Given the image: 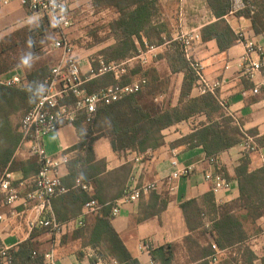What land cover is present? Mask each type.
I'll list each match as a JSON object with an SVG mask.
<instances>
[{
	"label": "trees",
	"instance_id": "1",
	"mask_svg": "<svg viewBox=\"0 0 264 264\" xmlns=\"http://www.w3.org/2000/svg\"><path fill=\"white\" fill-rule=\"evenodd\" d=\"M159 1L97 0L99 4L114 9L118 17L109 25L115 44L95 54L94 58L103 55L107 61L123 62L137 55L140 48H145V42L157 46L166 44L167 49L161 57L166 59L171 73L159 74L153 65L148 69L136 65L121 80L108 74L89 83V91L95 92L113 84H127L141 75L148 79L147 86L141 92L112 105L101 106L91 123H87L83 116L77 119L75 125L78 129L83 126L84 133H80L81 140L74 147L79 155L69 163V174L63 179L69 191L54 197L55 199L71 194L75 201L81 203L79 216L61 221L54 213L57 220L61 223H72L68 225V229H75L74 237L82 238L84 246L90 245L99 249L101 256L110 257L118 264H140V261L132 255L113 225V203L99 201L96 195L76 185V181L80 179L82 184L91 188L101 173L100 163L93 164L96 161L94 145L97 140L107 139L116 154L135 152L146 158L165 145L164 130L198 115H205L207 123L201 124L182 141L191 148L203 146L208 160L218 158L222 152L243 144L248 136H258L257 131H243L242 126L232 116L227 115V107L220 99L219 91L214 94L193 95L198 78L178 41L170 36L161 38L156 43L149 40L156 31L157 26L154 24L158 22L161 14ZM243 1L245 8L235 12L234 16L249 20L253 34L264 36V7L260 0ZM206 3L216 21L201 29L202 41H215L220 52H228L239 41L238 33L226 19L233 11V0H206ZM50 28L48 19L42 18L0 39V76L21 67L25 68L22 85L8 87L0 84V177L6 170H20L28 178L25 165L14 158L16 149L22 143V134L20 130L14 129L10 117L20 109L25 111L24 116L36 105L43 93L42 84L58 63L50 67L48 62L41 59ZM101 42L102 39L96 40V44ZM180 73L184 74L181 94L179 103L173 105L174 88L171 75ZM262 74L264 76V68ZM163 95L168 98L156 100ZM16 100L19 104H16ZM255 144L257 149L264 147V136L255 139ZM251 152L253 151L245 153L235 169L234 179L238 181L240 190L238 199L218 205L211 190L205 195L202 204L197 200L182 203L181 208L192 233L185 239L184 245L190 254L194 248L191 245L201 249L198 256L193 258L191 254L187 264H212L210 257L215 254L211 246L213 242L221 250L229 251V255L217 264H255L259 260L248 243L251 230L258 228V220L264 218V168L250 171ZM34 157L30 164L38 174L40 163L38 157ZM221 171L226 179L231 180L224 167ZM91 200L99 202L94 221L87 223L84 219L83 227H75L74 223L82 216L85 204ZM0 202L5 204L1 195ZM207 223H210L209 227L206 226ZM248 225L251 229L247 228ZM34 236L35 232L17 249H8L6 257L2 256L4 247L0 243V264L3 260L9 264H46L45 255H39L35 250L32 243ZM194 236L202 237L208 242L207 246L200 248ZM179 248L178 244L165 243L157 248L149 246V252L156 264H174ZM261 261L264 264V256Z\"/></svg>",
	"mask_w": 264,
	"mask_h": 264
},
{
	"label": "crops",
	"instance_id": "2",
	"mask_svg": "<svg viewBox=\"0 0 264 264\" xmlns=\"http://www.w3.org/2000/svg\"><path fill=\"white\" fill-rule=\"evenodd\" d=\"M159 5L161 14L158 22L154 24L157 28L149 39L153 43L166 36L175 38L179 34L189 33L193 30L201 31L204 26L216 21L206 0H160ZM39 18L41 17L30 13L18 1H14L6 7L0 6V39L14 32L15 29L34 24ZM226 19L237 33L243 32L250 38L264 42V36L253 34L249 20L238 19L234 14H230ZM113 44H115V40ZM166 49V45L160 46L153 63L159 74L171 73L166 59L161 57ZM244 54L245 47L241 43H237L228 52H220L215 41L203 42L196 51V57L205 66L206 77L212 81H224L219 92L220 99L226 104L227 115L232 116L242 126L243 131H257V138H261L264 136V98L262 93L253 94L255 84L241 72ZM24 71V67H21L0 76V78L11 79L16 75L24 77ZM171 76L172 86H174L173 105H177L184 74H172ZM261 76L258 77L259 80L263 78ZM193 95H198L195 89ZM164 96L166 97V95ZM16 104H19L18 100H16ZM24 112L23 109H20L10 117L16 131L19 130ZM203 123H207V117L198 115L164 130L165 145L150 153L146 158L138 156L135 152H128L124 155L116 154L105 138L95 142L96 161L93 164L100 163L102 169L91 185L89 193L96 195L99 201L108 204L115 203L122 196L126 187L132 183V180H136L139 184L156 183L157 185L156 190L143 195L138 202L123 206L120 213L113 218L116 231L132 255L140 261V264H152L153 259L147 248L149 246L157 248L165 243H174L180 245L179 250L182 253H187L189 250L184 245V241L192 233L188 228L181 205L191 200H197L202 204L205 195L211 191V184L205 181L204 173L212 170V167L206 159L203 146L191 148L182 140L190 136ZM83 130V126L78 129L75 124L66 125L59 132L48 135L44 140L47 153L55 157L62 153H70L72 161L75 160L79 152L74 147L80 142V133H84ZM248 137L253 138L254 142L257 139L252 136ZM174 149L179 151L178 159L182 166L194 167L190 177L174 181L169 179L174 171L171 164L172 150ZM245 153L243 144H239L219 155L218 160L221 166L231 177L229 181L232 183V189L215 195L218 205L240 197L238 181L234 179V176L235 169ZM249 156L251 172L264 168V147L251 152ZM137 157L140 158L139 161H136ZM14 158L23 163L28 170V178H25L20 170L11 172L13 186L19 195L24 197L32 189L30 178L36 175L35 169H32L30 164L35 159L30 152V145L21 143L15 151ZM68 174V167L64 168L62 178L65 179ZM165 204L166 206H164ZM35 205L36 203L23 205L21 202L15 208L18 215L13 216L11 207L0 202V214L8 218L6 222L0 224L2 247L17 249L35 232L32 243L36 252L39 255H46L54 250L55 264H94V250L96 249L90 245L84 246V240L74 237L75 229H68L66 223H64L66 224L65 230L59 235H54L38 224L32 227L31 224L39 219ZM80 205L81 203L74 200V196L68 194L55 198L52 210L61 221H65L80 215ZM43 216L47 217L48 214L44 213ZM94 218L95 214L84 217L87 223H92ZM263 223L264 218L259 219L258 228H261ZM258 241L256 254L260 260H257L255 264L261 261L260 253L264 254V238L260 237ZM207 243L204 240L202 246H207ZM1 264L9 263L3 260ZM46 264L52 263L46 260ZM174 264H178L177 261Z\"/></svg>",
	"mask_w": 264,
	"mask_h": 264
},
{
	"label": "built area",
	"instance_id": "3",
	"mask_svg": "<svg viewBox=\"0 0 264 264\" xmlns=\"http://www.w3.org/2000/svg\"><path fill=\"white\" fill-rule=\"evenodd\" d=\"M18 1L26 10L47 18L51 28L55 32L56 38L51 46L53 51H60L59 61L53 68L51 75L42 84L43 93L36 105L28 111L21 119L19 130L22 134V144L30 145V152L37 156L40 163L38 174L30 178L32 189L21 197L17 189L13 186V174L6 170L0 177V195L4 197L5 204L12 209L13 216L18 215L17 204L28 205L36 203L35 209L39 219L31 224H36L43 228H48L54 235L61 234L68 225L72 223H61L57 220L52 210V200L57 195L65 194L69 189L64 185L62 170L67 168L72 161L70 153H62L59 156H51L45 148V138L53 133L59 132L66 125H74L80 116L85 118L87 123H91L96 112L101 106L112 105L122 101L130 95L141 92L148 84L145 76H137L127 84H113L95 92L88 89L89 83L93 80L108 74L114 75L116 80H121L136 65L147 66L157 55L160 46L151 45L145 42V48H140L137 55L123 62L107 61L103 55L97 57L82 58L76 53L75 46L68 36V30L74 26V5L78 0H0V6H9L12 2ZM245 8L243 0H233L234 14ZM239 41L245 47V54L242 57L241 72L253 81L255 87L253 94H263L264 98V42L248 37L245 33L239 32ZM173 40L178 41L190 62L192 69L197 75L195 90L198 95L216 93L222 89L224 81L210 80L206 77L203 62L196 57V51L202 45V35L199 30L177 35ZM161 45V46H165ZM263 76L259 80V76ZM261 76V77H262ZM24 77L16 75L11 79L0 78V84L8 87L20 86ZM161 96L158 100H163ZM246 152L256 151L257 146L254 139L248 137L243 143ZM179 151L172 150V167L174 171L169 176L171 181L183 177H190L194 171L193 166H182L179 159ZM140 158H136L139 161ZM212 170L204 173V179L211 184V190L215 195L228 192L232 189V183L221 171V164L218 158L207 160ZM76 185L83 190L89 191L88 185L82 184L81 180L76 181ZM157 189L156 183H137L132 180L122 196L113 203L112 215L117 216L123 206L138 202L143 195ZM99 202L91 200L87 202L83 209V214L75 221V227H83L84 217L98 213ZM47 213L48 216H43ZM43 216V217H40ZM7 217L0 214V224L7 221ZM207 227L210 223H207ZM264 238V223L261 227V234L250 238L249 246L256 253L258 239ZM212 249L215 254L210 257L212 264H217L222 258L229 255L228 250H221L214 242ZM148 251H149V247ZM8 249L4 247L2 256L6 257ZM99 249L94 250L96 262L94 264H118L110 257L99 254ZM54 250L45 255L46 260L55 264ZM152 264H156L152 261Z\"/></svg>",
	"mask_w": 264,
	"mask_h": 264
},
{
	"label": "rangeland",
	"instance_id": "4",
	"mask_svg": "<svg viewBox=\"0 0 264 264\" xmlns=\"http://www.w3.org/2000/svg\"><path fill=\"white\" fill-rule=\"evenodd\" d=\"M260 4L264 7V0H260ZM117 17L118 14L114 9L99 4L97 0H78L74 5V26L68 30V36L75 46L76 53L85 59L87 57L94 56L95 54H99L108 46L112 45L114 40L110 35L109 25L117 19ZM16 30L17 29L14 31ZM46 37L47 40L44 47V55L41 59L48 62L50 67H53L59 61L60 51H53L51 46L52 42L56 38L55 32L52 28H50L47 32ZM97 39H102V42L100 44H96ZM154 60L155 58H153V60L144 68H150L154 63ZM138 74L141 75L140 73ZM167 98L168 97L166 96L163 100ZM248 227L251 229L250 226ZM260 234L261 228H254L251 237ZM194 239L198 241L197 243L200 248L203 247L202 243H204V239L202 237L194 236ZM191 246L194 247L191 253L194 258L199 255L201 249L199 250L196 245ZM191 254L188 252L182 253L178 249L176 255L177 263L187 264L190 260ZM260 255L261 257L264 256L262 252ZM261 262L262 261H258L257 264H261Z\"/></svg>",
	"mask_w": 264,
	"mask_h": 264
}]
</instances>
